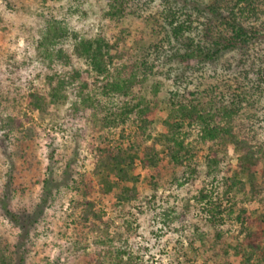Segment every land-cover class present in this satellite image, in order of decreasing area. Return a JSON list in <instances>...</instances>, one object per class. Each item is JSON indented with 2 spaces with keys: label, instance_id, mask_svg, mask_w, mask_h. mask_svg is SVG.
Segmentation results:
<instances>
[{
  "label": "trees",
  "instance_id": "trees-1",
  "mask_svg": "<svg viewBox=\"0 0 264 264\" xmlns=\"http://www.w3.org/2000/svg\"><path fill=\"white\" fill-rule=\"evenodd\" d=\"M104 1L106 20L121 25L130 18L149 24L153 40L146 43L142 38L130 46L124 27L110 38L72 33L73 57L86 67L62 71L56 62L72 64V56L61 47L69 32L63 21L49 19L36 44L52 69L39 76L42 83L25 82L23 89L19 65L0 68V135H16L22 142L33 138L35 128L28 125L27 113L46 115L69 95L70 121L91 124L96 134L90 177L71 180L70 204L77 211L71 244L79 264H142L128 238L132 223L127 212L140 199L136 167L152 169L145 178L151 202L166 169L191 173V163L203 148L207 174L216 176L224 172L222 164L231 151L235 162L231 173L222 176L225 187L203 186L199 200L207 204L213 226L233 210L237 194L257 203L254 220L241 209L240 240L233 249L248 263L256 259V264H264V118L254 115L264 110V0H159V10L156 0ZM157 63L166 67L176 86L165 99L157 98L155 86L152 96L144 94ZM162 103L167 111L164 130L154 134V115ZM52 156L48 153V160ZM113 191L110 216L94 193L107 196ZM116 224L122 227L116 230ZM215 232L219 247L227 248L222 230ZM198 238L203 244L202 236ZM0 264H15L1 236Z\"/></svg>",
  "mask_w": 264,
  "mask_h": 264
},
{
  "label": "rangeland",
  "instance_id": "rangeland-1",
  "mask_svg": "<svg viewBox=\"0 0 264 264\" xmlns=\"http://www.w3.org/2000/svg\"><path fill=\"white\" fill-rule=\"evenodd\" d=\"M157 4L160 5L159 0L154 5L159 10L162 6L157 7ZM106 10L104 0H0V68L16 63L21 67L17 71L21 85L42 83L39 76L51 73L52 69L43 49L38 50L36 44L51 18L63 21L69 32L61 47L67 56H72V64L61 66L56 62L58 70L62 71L86 67L73 57L76 40L72 33L78 38H94L100 34L110 38L124 27L130 46L142 38L146 43L153 40L149 38V24L129 18L116 25L104 18ZM159 65H155L145 84L144 94L152 96L155 86L157 98L165 99L176 86L172 78H168L166 67ZM26 87L24 85L23 89ZM192 89V86L188 87V90ZM72 102L73 97L69 95L46 115L28 112L27 123L35 128L33 138L29 140L22 142L16 135H0V236L10 246L15 264H79L71 244L73 219L77 215L70 204L73 196L71 180H79L81 175L90 177L92 138L96 133L88 121H70ZM103 102L108 104L107 100ZM166 114L162 103L154 115V134L164 130L162 120ZM254 115L262 119L264 110ZM260 137L264 142V124ZM48 153H52L53 159L48 160ZM205 154L203 148L198 152L195 164L191 163L194 168L191 173L180 169L172 174L171 169H166L163 184L154 192L155 198L151 202L148 199L152 191L145 185V178L152 169L136 167L134 173L140 176L137 184L140 199L130 205L127 212V219L132 223L128 238L136 254L144 259L142 264H256V259L248 263L246 258L236 255L233 248L240 240L238 218L241 209H245V217L254 220L257 203H250L247 198L241 200L237 194L233 210L225 212L219 225L213 226L215 224L208 220L207 204L199 200L198 193L203 186L210 188L211 184L222 190L225 187L222 176L231 173L235 160L230 151L222 164L224 172L208 175ZM114 193L107 196L94 193L110 216ZM227 204L223 200V207ZM121 227L116 224L115 229ZM215 229L222 230L221 241L227 248L219 247ZM199 236H202L203 244H200Z\"/></svg>",
  "mask_w": 264,
  "mask_h": 264
}]
</instances>
